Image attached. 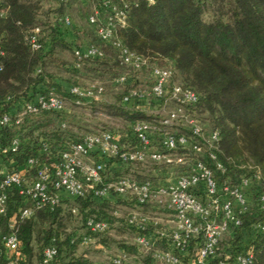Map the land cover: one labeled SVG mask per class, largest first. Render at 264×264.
Masks as SVG:
<instances>
[{
  "label": "trees",
  "instance_id": "trees-1",
  "mask_svg": "<svg viewBox=\"0 0 264 264\" xmlns=\"http://www.w3.org/2000/svg\"><path fill=\"white\" fill-rule=\"evenodd\" d=\"M125 1L128 5L126 23L119 30L118 37L130 51L144 58L145 63L139 69L122 65L118 50L103 42L98 37L96 29L88 24L87 19L86 24L94 35L91 38L86 35L82 46L73 45L72 39L69 40L71 37H69L68 29L73 28V21L71 20L70 27H64L61 23L64 17L60 18L57 11L50 14L52 21L43 26L46 22L41 19L43 15L39 8L42 3H51L50 0L0 1V38L4 51L0 59L2 66L0 116L9 114L13 117L19 104L29 102L36 95L49 91H53L62 98L66 105L69 104V107H65V110L61 112L43 111L36 115H26L19 124L12 122L11 126L2 129L0 150L9 147L13 140L18 141V146L14 152L2 154L0 151V168L4 165L9 171L22 169L25 176L32 180L41 166L46 165L52 169L58 164L61 153L71 144L81 142L86 135L107 131L102 129L86 133L80 131L79 124L73 123L75 117L78 118L75 114L76 110L96 109L97 99H82L81 104L76 105V97L70 93L73 87L87 88L95 84L103 89L98 97L100 98L105 94L103 82L95 79L89 81L84 87L77 86L72 79L73 76L62 78L59 76L60 71L57 70L65 69L68 75L81 70L100 75H111L114 72L110 78L112 87L116 89L127 86L120 95L119 107L116 108L115 113H112L120 117L134 111L136 113L142 111L138 107L141 106L139 102L135 100L124 102V98L130 92L145 90L137 87L138 74L147 75L151 88L154 83L151 76L153 69L169 70L172 73L169 89L173 85H179L193 91L197 96V103L186 107L187 113L193 116L203 128L204 125L197 119L196 114L204 112L209 115L213 126L211 131L218 133L215 153L217 160L224 167V172L216 168L205 151L194 154L189 149L178 148L168 153L176 155L181 151L189 150L196 156L205 155L206 161L195 160L194 163L200 161L205 164L211 170L219 188L222 186L229 189L239 188L243 180L253 179L257 172L260 174L258 181L251 180V184L243 189L248 212L239 213L235 205L234 211L240 225L229 226L225 233L228 234L229 239L223 242L222 246L219 242L216 255L209 258L207 264H215L225 256H229L230 261L233 262L236 255L248 252L253 254V264H264V232L255 228V225L264 219V210L261 209L259 201L261 193L264 192V177L258 166L252 168L240 166L237 161L230 158L231 156L226 158L221 153L222 148L225 153H229L232 142L236 143L239 140L257 164L264 163V0H155L150 5L143 0ZM53 2L61 4L66 9L69 5L67 0ZM113 2L119 7L122 5L120 0H113ZM86 3H94L96 8H99L96 0ZM92 13L93 11H90L89 16ZM36 27L41 30L43 48L32 51L27 42V36ZM47 28L48 35H45L44 29ZM76 30L79 31L78 28ZM88 46L95 47L100 54L82 59L74 55L75 49ZM64 51H71V62L62 60L60 55ZM50 68H54L55 72H51ZM176 75L182 82L176 81ZM121 76H126L128 80L115 84V79ZM156 103L158 102L152 104ZM158 104L162 105L161 102ZM133 122L131 121L132 125ZM185 135L188 134L185 133ZM132 136L133 146L120 144L123 150L137 145L133 133ZM159 139L160 143L161 138ZM29 160H34V163L29 165ZM89 161L105 164L101 186L108 184L105 180L107 175L115 177V181L129 178L137 182H150L148 179L138 180L122 173L123 166L140 163L124 165L117 159H106L100 156L98 151L91 154ZM184 165L186 162L182 165L167 164L169 167L176 168ZM192 165H188L184 172H176L177 175L187 173ZM109 171H113L114 174ZM237 172L240 174L238 179H235ZM157 177L159 178L155 179L156 184L157 180L163 178ZM151 184L154 185L153 182ZM97 188H86L84 196L79 198L63 195L59 204L52 208L44 207L35 210L30 217L24 219H20V212L24 208L31 207L32 203L22 197L17 188H11L8 194V209L4 215L0 216V237L7 232L8 224L16 220V235L21 257L14 264H44V251L48 247L56 250V254L48 264H95L84 257L92 253L99 255L103 253L108 256V264H111V259L119 254L129 256L126 252H129L130 247L115 239L113 233L116 231L112 230L114 224L109 219L111 215L115 217L114 219L119 217L118 208L124 205L123 200L112 193L97 197L94 195ZM191 193L198 199L207 201L202 183L194 187ZM132 201L134 204L131 207H143L150 204L138 205L133 199ZM111 207L114 212L109 216L106 213ZM64 209L69 216L78 217L82 225L77 226L75 223L69 228L62 216L65 214ZM87 218L107 220L109 229L104 233H91L85 226ZM127 218L124 224L134 231L136 236L141 234L156 236L158 231L169 228L160 224L162 229H159L160 226L154 227L151 223L144 231H140L128 226ZM82 226L85 233L82 232ZM86 234L88 236H84ZM91 236L105 247L106 252L96 249L93 245L83 246V238ZM201 242L202 236L199 235L190 240L183 253L175 251L181 259V264H190ZM156 243L171 248L166 238ZM134 245L141 250L135 243ZM111 249L119 254L111 255ZM169 249L165 248L164 251ZM8 263V254L0 238V264Z\"/></svg>",
  "mask_w": 264,
  "mask_h": 264
},
{
  "label": "built area",
  "instance_id": "built-area-1",
  "mask_svg": "<svg viewBox=\"0 0 264 264\" xmlns=\"http://www.w3.org/2000/svg\"><path fill=\"white\" fill-rule=\"evenodd\" d=\"M1 1V0H0ZM52 1V0H50ZM65 1V0H57ZM89 2L91 0H82ZM99 8H94L93 13L88 16L87 22L96 29L98 37L105 43L111 45L119 52L121 64L133 69H139L145 60L142 56L132 52L126 45H123L118 37V32L124 27L127 17V3L120 0L122 5L117 6L113 0H96ZM153 4L155 0H143ZM64 27L71 26V19H61ZM27 42L32 51H39L43 48L41 42V30L36 27L27 36ZM99 51L88 46L83 49H75L74 55L78 59L89 58L99 55ZM4 51L0 38V59ZM2 66L0 63V72ZM172 73L169 70L155 68L152 71L153 85L149 90L132 91L124 98V102L135 100L141 105H150L153 102L162 103L161 106L172 104L174 107L159 119L155 124L150 122H134L131 129L137 141V145L131 149L123 150L117 137L111 132H101L84 136L81 142L73 143L61 153L60 162L52 169L48 166H41L32 180H29L22 169L0 171V216L8 209V194L11 188H17L18 193L25 199L31 201V207L24 208L20 212V219L30 217L35 210L44 207H54L66 195L70 198L83 197L86 188L101 186L102 173L105 164L102 162H90L91 154L98 151L99 155L106 159H117L120 163L134 164L152 161L166 164H185L183 156L170 158L159 151L151 148V138L154 134L161 138L160 148L164 152H174L179 149H189L194 154L207 152L208 157L214 162L216 168L224 172L223 165L217 160L216 142L218 133L211 131L207 135L203 126L190 114L186 107L197 103V96L193 91L184 89L179 85H173L169 89ZM128 79L121 76L115 79V84H121ZM102 87L92 84L87 88L73 87L70 93L76 97L75 104L80 105L81 100L97 99L102 93ZM138 104V105H140ZM65 101L58 97L53 91L38 94L29 102L18 105L14 116L9 114L0 116V131L14 124H19L24 116L36 115L43 111L61 112L65 110ZM139 107V106H138ZM180 128L185 133H175L171 129ZM18 141L13 140L9 147L1 149L2 154L17 149ZM34 160H29L31 165ZM257 172L253 179L243 180L241 186L236 189H229L226 186L217 187L211 170L202 162L196 161L186 173H180L172 181L164 185L154 187L150 182H137L133 179L122 178L112 183L102 185L94 191L97 197H104L109 194L117 196H130L136 204L144 205L155 202L170 211L172 221L168 230L163 229L157 232L156 236L138 235L134 243L140 247L145 255L161 264H181V259L175 251L183 253L190 240L199 235L202 242L190 264H207V260L214 257L218 251L219 242L230 225L239 226L240 222L235 214L237 206L239 213H247V204L243 189L251 184V180H259ZM199 183L204 185L206 202L195 197L191 190ZM261 209L264 210V192L260 198ZM127 224L140 231L151 224L148 218L132 213L127 218ZM156 225L157 222H154ZM86 229L91 233H104L109 229L107 220H96L87 218ZM255 228L264 232V219L255 225ZM16 220L8 224L7 232L1 236V244L8 254L9 263L14 264L20 257L19 243L17 240ZM166 238L171 248L167 251L156 250L155 244L160 239ZM87 238H83L86 242ZM56 254V250L48 247L44 251V264H48ZM128 256L119 254L111 259V264H128ZM215 264H253V254L236 255L233 262L229 256L219 259Z\"/></svg>",
  "mask_w": 264,
  "mask_h": 264
},
{
  "label": "rangeland",
  "instance_id": "rangeland-1",
  "mask_svg": "<svg viewBox=\"0 0 264 264\" xmlns=\"http://www.w3.org/2000/svg\"><path fill=\"white\" fill-rule=\"evenodd\" d=\"M33 1L36 2V0H33ZM53 1L54 0H52V2L48 4L42 3L39 8L41 14L43 15L41 19L43 20V22H46L43 26L48 25V23L52 21L50 19L51 17L50 14L53 13L54 11H57L60 18L67 16L73 21V28L68 29L69 33H71V36L69 37L72 38L73 45L75 44H80L81 46L84 45L82 41L86 39L85 38L86 35L90 36V38L93 37L94 35L92 30L86 24L87 23L86 19L88 18L94 3L84 4L81 0H67L69 5L66 9V8H63L61 4L57 2H53ZM77 28L79 31L77 30L75 31V29ZM44 30L46 33V31H48V28ZM45 35H48V32ZM60 56L61 58H63L62 59L63 61L65 60L66 62L72 61L71 51H68V52L64 51L62 52ZM50 71L55 72V69L50 68ZM57 71H60L59 76L62 78H69L68 76H73L72 79L75 82V84L81 87L86 86V84L89 81L95 80V79L100 80V82H103L105 86V94L102 97L97 98V104L95 106L96 109H93V110L87 109L86 111L76 110L75 114L76 116H78V118L75 117V121L73 120V123L77 122L79 124L80 131L85 132V133L89 131L95 132L96 130H101V129L110 131L117 137L121 145L127 144L128 146H133L132 142L134 139H133L131 129H130L132 126L131 121H134V122L144 121V122H150V123L155 124L157 121H159L160 118L166 115L168 110L174 107L172 104H168L167 106L164 107V106H160V104L158 103L150 104V105H145L143 103L141 106H139L142 110L139 113H136L134 111L135 113L133 112L131 114H127L124 117L114 116L112 113H115L116 108L119 107L120 95L127 88V86H120L116 89L112 87V84H110V78H112V75L114 72L111 73V75H107V74L100 75V74H94L87 70L85 71L81 70L78 73H69L70 75H68L67 73H65V69L57 70ZM136 80L138 81L137 87H139V89L149 90L151 86V82L148 80V77L145 73L138 74L136 77ZM176 81L182 82L181 78L178 75H176ZM68 107H69V104L66 105V108ZM196 115H197V119L203 123L204 128H205V134L207 135L212 130V127H213L210 122L209 115L204 112H202V114L199 112V114L197 113ZM171 131L175 133H180L183 130L180 129L179 127L178 128L176 127L175 129H171ZM183 132L189 135L188 132L186 131H183ZM159 140H160L159 136L157 135L152 136L151 148L153 151L162 152L163 154L169 156L170 158H173L176 155L183 156L186 160L185 161L186 165L179 166L178 168H176L174 166L169 167L167 166V164H164V163H153L151 161H147L145 163H141L138 165L123 166L124 171L122 173H125L124 175H127V176L135 177L138 180L148 179L150 180L151 183L153 182L154 187H157V186L164 185L167 182L169 183L170 181H172L178 174L176 172H184L185 170H187V166L192 165L195 160L206 161L205 155L196 156L192 154L189 150L181 151L180 153L176 155L172 153L164 152L161 150L159 146L160 145ZM221 151H222L221 153L223 156H226V158L231 156L230 158H233L234 161H237L240 164V166H247L249 168H252L253 166H258L259 167L258 169L260 170L262 176L264 177V163L257 164L255 160H253L250 157L248 151L242 145V143H240L239 140H237L236 143L232 142L229 153H225L223 148ZM110 173L114 174L113 171ZM239 174H240L239 172L235 173V176H236L235 179H238ZM157 176H162L163 178L162 179L160 178L159 180H157V184H156L155 179L159 178ZM110 177H111L110 175H107V178L105 179L106 183H112L115 181V177L114 178L112 177L110 178ZM117 197L121 198L124 204L122 208H118L119 217L114 219L115 217L111 215L114 212V209L112 207L107 209L106 214H109V216L111 215L109 219H110V222L114 224L113 228L112 227L111 228L112 230L116 231L115 233H113V236L115 237V239L118 242H123V244L125 243L127 246L130 247L129 252H126L129 255L127 259L128 260L127 263L128 264H161L159 262L153 261L151 258H149L150 256L145 255V253H143L141 250H138L135 247L134 239L136 237V233L130 230L129 228H127L124 222L129 214L139 213L147 217L148 221L151 222L154 227H157V226L161 227L160 224L162 223L157 221V218H160L159 216L166 215V216H169L168 220L169 219L171 220L172 213L164 209L162 205H157L154 203H150L143 207H131L134 204V202L129 196H117ZM64 212L65 214H63L62 216H63L64 222H66L69 228L75 223H77V226L82 225L81 223L82 221L78 217L73 216V215L69 216L68 214H66V209H64ZM154 222H157V224L155 225ZM165 224L167 227L170 226V224L168 223H165ZM83 228L84 227L82 226L81 227L82 232L85 233V231H83ZM159 229H162V227ZM84 236H88V235L86 234ZM93 237L94 236H91L90 238H93ZM93 239L97 241L96 238H93ZM228 239H229L228 234H224L221 237L220 245L222 246L223 242L227 241ZM165 248L169 249L167 245L162 246L161 244H158V245L155 244L156 250L162 251ZM110 254L111 255L119 254V252L116 253L114 249H111ZM92 255H96V254L92 253ZM107 257L108 256H105L104 254V260H107Z\"/></svg>",
  "mask_w": 264,
  "mask_h": 264
},
{
  "label": "crops",
  "instance_id": "crops-1",
  "mask_svg": "<svg viewBox=\"0 0 264 264\" xmlns=\"http://www.w3.org/2000/svg\"><path fill=\"white\" fill-rule=\"evenodd\" d=\"M84 4H87L86 2H84V1H82ZM93 2V1H92ZM94 8H96V5H93V7H92V10L91 11H93V9ZM68 34H69V36H71V33H69L68 32ZM70 39H72V38H70ZM21 104H19V106H20ZM7 169V167L6 166H4V165H1V168H0V171H4V170H6ZM160 218H157V221H159V222H161L162 223V225H164L165 227H167L166 226V224L165 223H168V222H171V221H169L168 220V218H169V216H166V215H162V216H159ZM87 239V241L86 242H83V246H85V247H88V246H91V245H93L96 249H99V250H103V252H106L105 251V247L101 244V243H97V241L95 240V239H93V238H90V237H86ZM98 256V257H97ZM106 256V255H105ZM84 257L85 258H88L89 260H91L92 262H94L95 264H108V260H104V254L102 253H100V256H99V254H96V255H84ZM95 257H97V258H95ZM102 257H103V259H102Z\"/></svg>",
  "mask_w": 264,
  "mask_h": 264
}]
</instances>
